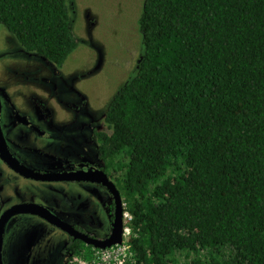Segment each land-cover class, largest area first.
I'll use <instances>...</instances> for the list:
<instances>
[{
  "label": "trees",
  "instance_id": "16d2710c",
  "mask_svg": "<svg viewBox=\"0 0 264 264\" xmlns=\"http://www.w3.org/2000/svg\"><path fill=\"white\" fill-rule=\"evenodd\" d=\"M0 24L58 67L79 46L67 0H0ZM139 28L103 138L127 264H264V0H145Z\"/></svg>",
  "mask_w": 264,
  "mask_h": 264
},
{
  "label": "flooded vegetation",
  "instance_id": "af4514ba",
  "mask_svg": "<svg viewBox=\"0 0 264 264\" xmlns=\"http://www.w3.org/2000/svg\"><path fill=\"white\" fill-rule=\"evenodd\" d=\"M64 65L54 64L57 69ZM55 74L63 77L60 72L55 71ZM70 74L75 76V73ZM33 92L19 86L11 91L0 86V258L5 264V229L9 220L17 215L30 218H26L27 227L21 241L8 253V258H14L11 264H30L29 258L34 256L35 240L42 234H36L40 227L29 224L31 218L40 219L62 234L63 245L55 253L57 259L51 263V257H47L48 264H71L75 259L93 258L101 248L97 245L111 241L120 217L121 240L127 227L119 173L111 166V154L106 152L103 141L105 134L111 133L106 121L110 104L104 110L96 102L90 110L88 96L79 93L80 98L74 101L58 100L55 96L51 100L41 97L37 89ZM8 115L16 125L31 130L41 146H34L25 136H8L2 127ZM42 160H45L44 165ZM5 171L11 175L4 174ZM36 174L46 177L39 178ZM11 176L15 180L21 178L44 185L49 194L44 201L50 204L18 199L5 204L2 194ZM27 189L32 188L28 185ZM26 205L41 206L50 216L18 209ZM47 244L37 247V257L44 258L45 251L49 252Z\"/></svg>",
  "mask_w": 264,
  "mask_h": 264
},
{
  "label": "rangeland",
  "instance_id": "374dc122",
  "mask_svg": "<svg viewBox=\"0 0 264 264\" xmlns=\"http://www.w3.org/2000/svg\"><path fill=\"white\" fill-rule=\"evenodd\" d=\"M67 1L79 46L64 67L57 69L42 55L27 52L15 35L6 26L0 25V86L9 91L19 86L30 93L37 89L41 97L51 100L55 96L58 100L75 101L80 98L79 93L88 96L90 110L94 109L96 102L105 110L115 93L134 77L140 64L144 37L139 28V18L145 0ZM55 71L62 73L63 77L57 76ZM70 73H75V76ZM2 127L8 136H25L34 146H41L31 130L16 125L11 115H8ZM42 161L44 165L45 160ZM4 174L11 175L8 171ZM28 185L31 190H26ZM47 195L44 185L21 178L15 180L11 176L5 183L2 197L5 204L11 199L46 204L49 203L44 201ZM26 218L30 216H14L6 225L5 264H11V260H14L8 258V253L12 252L15 243L21 241L27 227ZM29 224L40 227L36 234H42L40 239L35 240L30 264H48L47 257H51L50 262L55 263V253L63 245L62 234L38 218H31ZM45 244V247L50 246L49 252L45 251L44 258L37 257V247L43 248Z\"/></svg>",
  "mask_w": 264,
  "mask_h": 264
},
{
  "label": "built area",
  "instance_id": "2783aa9c",
  "mask_svg": "<svg viewBox=\"0 0 264 264\" xmlns=\"http://www.w3.org/2000/svg\"><path fill=\"white\" fill-rule=\"evenodd\" d=\"M125 218L130 220L131 215L126 212ZM129 236L130 228L127 226L124 238L120 243L98 249L90 260L85 258L75 259L71 264H127L128 259L133 256Z\"/></svg>",
  "mask_w": 264,
  "mask_h": 264
},
{
  "label": "water",
  "instance_id": "95a60500",
  "mask_svg": "<svg viewBox=\"0 0 264 264\" xmlns=\"http://www.w3.org/2000/svg\"><path fill=\"white\" fill-rule=\"evenodd\" d=\"M36 177L44 178V177H46V175L36 174ZM18 209H23V210H26V211H29L32 213H38V214L46 216V217L50 216L49 212L45 208L38 206V205H26V206H21ZM54 220L56 221L55 217H54ZM121 227H122V219L120 217V219H118V221L116 223V231H115L114 236L111 238V241H108L104 244H99L97 246L101 247V248H106V247H109L113 244L120 243L121 242V239H120L121 238ZM1 237L2 236L0 234V248H1ZM0 264H3L1 258H0Z\"/></svg>",
  "mask_w": 264,
  "mask_h": 264
}]
</instances>
